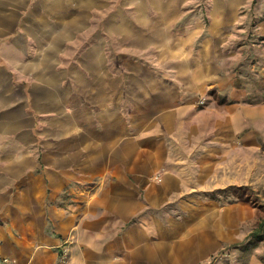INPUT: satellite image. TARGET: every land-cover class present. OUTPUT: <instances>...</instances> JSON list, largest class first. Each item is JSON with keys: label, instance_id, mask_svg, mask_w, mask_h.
<instances>
[{"label": "crops", "instance_id": "1", "mask_svg": "<svg viewBox=\"0 0 264 264\" xmlns=\"http://www.w3.org/2000/svg\"><path fill=\"white\" fill-rule=\"evenodd\" d=\"M253 3L0 0V264H211L262 107L233 84Z\"/></svg>", "mask_w": 264, "mask_h": 264}, {"label": "rangeland", "instance_id": "2", "mask_svg": "<svg viewBox=\"0 0 264 264\" xmlns=\"http://www.w3.org/2000/svg\"><path fill=\"white\" fill-rule=\"evenodd\" d=\"M206 1L183 0V7H188L191 10L185 11L183 25L190 22L192 18L201 16L200 7L205 6ZM113 4L115 5V3ZM239 16V20H242L241 23L247 25L229 31L232 54L243 53L241 54L242 59L232 65L233 84L236 87L241 86L248 89L250 94L248 103H257L262 107L257 110L256 118L249 119L248 126L243 131V133H248L249 137L248 141L243 143V152L238 160L243 163L242 173L243 176L247 175V181L242 184H232L224 189L223 201L232 206L228 207L229 218L232 220V232L236 234L237 231L238 236H235L230 242L223 243L220 239L217 241V249L212 253L211 264H245L252 257H256L264 264V240L259 242L249 254H243L239 245L256 228L258 214L263 215L264 213V8L256 7V0H254L252 8L248 9L247 18L243 13ZM178 30L180 31V29ZM94 32L96 31H77L66 46V56L74 57ZM123 41L126 39H120L118 43L108 36L106 40L108 47L104 53L108 52L110 57L112 53L117 55V52L120 56L144 53L133 54V51L129 50L128 45ZM111 45L113 51L110 48ZM257 51H259V55ZM149 53L152 52L149 51ZM238 144L234 143V145ZM237 155H240V152L234 150L232 155L234 161ZM240 161L238 162L240 163ZM233 177H236V174Z\"/></svg>", "mask_w": 264, "mask_h": 264}, {"label": "trees", "instance_id": "3", "mask_svg": "<svg viewBox=\"0 0 264 264\" xmlns=\"http://www.w3.org/2000/svg\"><path fill=\"white\" fill-rule=\"evenodd\" d=\"M264 240V213L263 215L258 214V222L255 229H253L249 235L246 237V239L239 244L240 245V251L244 254L254 249L259 242ZM247 264V262L245 263Z\"/></svg>", "mask_w": 264, "mask_h": 264}, {"label": "built area", "instance_id": "4", "mask_svg": "<svg viewBox=\"0 0 264 264\" xmlns=\"http://www.w3.org/2000/svg\"><path fill=\"white\" fill-rule=\"evenodd\" d=\"M204 100H201L200 102L202 103Z\"/></svg>", "mask_w": 264, "mask_h": 264}]
</instances>
